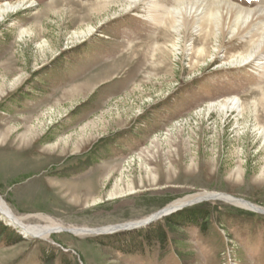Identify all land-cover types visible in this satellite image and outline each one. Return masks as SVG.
Returning <instances> with one entry per match:
<instances>
[{"label": "rangeland", "instance_id": "1", "mask_svg": "<svg viewBox=\"0 0 264 264\" xmlns=\"http://www.w3.org/2000/svg\"><path fill=\"white\" fill-rule=\"evenodd\" d=\"M154 1L187 0H0L22 4L0 14V197L24 223L99 233L198 193L264 209V53L235 62L259 38L175 31ZM203 203L207 223L143 247L113 237L135 229L32 237L0 212V264H264V212L185 208Z\"/></svg>", "mask_w": 264, "mask_h": 264}, {"label": "bare ground", "instance_id": "2", "mask_svg": "<svg viewBox=\"0 0 264 264\" xmlns=\"http://www.w3.org/2000/svg\"><path fill=\"white\" fill-rule=\"evenodd\" d=\"M255 1L260 3V5L257 6V8L251 10L245 9L239 5L237 6L235 4H232L226 0L179 1L177 3V6L173 9H169L167 6L162 5V3L160 4L154 1L152 3V6L154 8L153 11L155 14H153L152 19L154 21H160L164 24H167V26L172 25V27L176 29L175 31H180L183 27H188V25H191L199 31L205 30L207 32L209 28L212 33L218 32V30H220V33L224 35L227 32H231L233 35L245 33L247 34L246 36L249 35V39H256L258 37V43L248 54H246L245 56H242L240 54V56L235 59V62L238 61L248 63L253 57L257 59V57L264 53V0ZM21 5V3L17 5L8 3L4 6H0V14L8 12L11 9H17ZM162 10H164L163 14H161ZM229 102L237 103L234 101ZM226 106L228 107V105ZM209 198L220 199L236 205H241L248 208L251 207V209H258V211L264 212L263 208L255 206L245 199H234L229 195L220 193H198L189 195L185 198L173 202L170 207L164 208L163 212L180 209L181 207H186L194 202H202L208 200ZM0 212L7 220L12 222L13 224L20 226L27 235L38 237L41 239H47L51 236L52 233L59 231L62 232L64 230L71 231L76 235L94 234L98 231L96 229L77 227H69V229H66L68 227L51 223L38 225L26 224L24 223L22 218L18 217L12 211L9 205L1 197ZM138 222L139 221H135L128 224L119 225L117 227L122 228L123 226L137 224ZM112 228H105L101 231H106ZM101 231H99V233H101Z\"/></svg>", "mask_w": 264, "mask_h": 264}, {"label": "trees", "instance_id": "3", "mask_svg": "<svg viewBox=\"0 0 264 264\" xmlns=\"http://www.w3.org/2000/svg\"><path fill=\"white\" fill-rule=\"evenodd\" d=\"M212 212L208 207V203L200 204L196 207L192 208H184L183 210H179L169 216L163 217L166 220V226L162 225L160 220H157L145 228L135 229L129 232H122L120 234H115L113 237H119L122 240L126 236L135 235L139 238V245L140 247L145 246L146 244H151L155 239H159L160 242H165L168 238L169 229L172 227V224L178 225H185V224H197L198 221L204 219L206 223L208 222L209 217L211 218ZM162 218V219H163ZM179 219L177 222L176 220ZM176 222V223H174ZM0 227L2 228L3 232H8L10 230V226L6 223L0 221ZM168 228V229H167ZM122 249L125 250L128 245L124 242Z\"/></svg>", "mask_w": 264, "mask_h": 264}, {"label": "water", "instance_id": "4", "mask_svg": "<svg viewBox=\"0 0 264 264\" xmlns=\"http://www.w3.org/2000/svg\"><path fill=\"white\" fill-rule=\"evenodd\" d=\"M197 203H201V202H194L192 203L191 205H194V204H197ZM188 207V206H187ZM185 207H181L180 209H174V210H171V211H168V212H163V209L159 210L158 212L154 213L153 216H151L150 218L148 219H143V220H140L137 224H134V225H127V226H123L122 228H118V227H114L112 229H108L106 231H101V233H104V232H110V233H113L115 231H118L120 229H139V228H143V227H146L148 226L149 224L157 221V220H160L161 218L163 217H166V216H169L179 210H182L184 209Z\"/></svg>", "mask_w": 264, "mask_h": 264}]
</instances>
